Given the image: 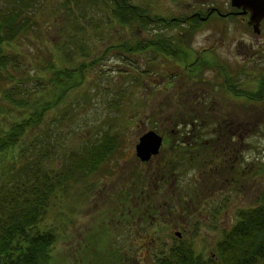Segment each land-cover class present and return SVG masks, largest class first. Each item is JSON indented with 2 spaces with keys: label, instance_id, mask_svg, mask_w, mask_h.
I'll list each match as a JSON object with an SVG mask.
<instances>
[{
  "label": "rangeland",
  "instance_id": "374dc122",
  "mask_svg": "<svg viewBox=\"0 0 264 264\" xmlns=\"http://www.w3.org/2000/svg\"><path fill=\"white\" fill-rule=\"evenodd\" d=\"M134 1L154 18L184 20L196 15L197 18L188 22L192 23L194 32L184 37L182 47L189 54L187 65L202 54L207 57L204 62L208 65L201 60L195 66L197 72L192 73L186 71L180 60L163 59L158 66L156 61L160 59L157 58L154 67L151 65L152 71L144 74L142 57L125 58L116 54L117 51L107 52V46L119 42L126 29L110 20L106 6H63L61 0L9 4L0 0V4L20 8L33 23L30 30L8 44L7 50L20 53L22 61L19 57L17 61L21 67L9 69L11 76L1 80L7 88L16 87L14 92L24 91L21 97L29 98L28 103L16 109L1 99L0 91V104L3 100L5 107L0 106V125L7 126L19 116V111L28 113L30 104L34 107L45 101L54 103L52 89L45 82L51 76L47 64L58 63L61 55L69 53L66 60L69 59L70 66L78 62L87 65L84 82L78 87L82 79L76 75L69 83L74 88L47 112L37 128L27 130L26 133H31L22 139L32 150L46 152L48 148L46 153L55 167L62 162V156L79 152L84 146L95 145L97 150L103 145L109 148L96 170L77 181L71 180L69 190L57 199L58 205L52 200L45 221L54 228L57 237L47 264H153L162 254L161 250L177 243L176 231L181 233V238L190 239L193 251L206 259L214 255L216 243L223 229L234 220L236 211L254 205L264 190V20L260 33L254 34L240 17L211 13L212 7L226 13L230 9L229 0ZM187 26L183 24L186 29ZM148 32L140 31L141 38H147ZM211 50L217 57H213ZM91 60L96 62L88 67ZM217 61L230 67L227 76L218 73L219 84L211 78L217 73ZM248 62L253 64L243 69V64ZM156 73L161 74L157 76L158 82L147 76ZM230 81L233 85L228 86ZM233 86L239 91L232 92ZM204 93L208 95L201 99ZM184 99L191 110L207 114L204 124L212 123L203 128L211 135L205 139H213L219 145L218 150L210 147L207 153L211 156L221 148L215 159L219 178L210 176L214 172L201 175L195 169L183 171L178 181L166 175L165 195L161 197L150 189L152 165L159 161L161 154L153 156L151 163H146L148 166L144 165L135 155V145L147 130L170 137L169 116L182 110L179 101ZM182 130L185 137L189 135L188 127ZM230 130L234 133L229 134ZM228 134L239 139L229 155L224 145ZM162 144L168 151V143ZM25 156L29 158L31 153ZM25 158L15 156L10 163L20 165ZM217 166L214 163L211 167L217 169ZM148 168L150 177L144 179L146 193L138 190L142 186L140 182L131 194L123 195L126 187L135 185L138 171L145 172ZM129 196L136 197L135 205L134 201L130 203ZM159 197L164 198V204H171L172 210L161 209L159 212L165 210L171 215L157 214L162 218H148L147 224L142 225L149 227L147 230L155 238L154 246H145V239L144 246H129L131 237L126 230L131 228L127 224L113 226L108 217L124 200L133 204L134 212L139 198L141 206L146 198L145 207H151ZM120 210L126 211L117 209V214ZM110 229L120 232L118 246H109ZM91 230L95 235L87 245L85 238ZM131 232L134 231L131 229Z\"/></svg>",
  "mask_w": 264,
  "mask_h": 264
},
{
  "label": "trees",
  "instance_id": "16d2710c",
  "mask_svg": "<svg viewBox=\"0 0 264 264\" xmlns=\"http://www.w3.org/2000/svg\"><path fill=\"white\" fill-rule=\"evenodd\" d=\"M12 1L15 4H20L26 3L27 0H6L9 4ZM61 4L63 6L85 4L90 7L106 6L109 10L110 20H114L116 24L126 29L125 36L121 37L119 42L107 46V52L117 51L116 54L125 58L129 55L142 57L145 64L141 70L144 74L152 71L151 65L154 67L153 63L157 58L160 59V61H156L159 62L158 66L161 65L163 59H170L173 62L180 60L186 71L189 68L188 72L192 73L197 72L195 66H199L202 63L201 60L204 62L207 58L202 54L187 65L189 55L182 47L184 37L190 36L194 32V29L191 28L192 23L188 22L197 18L196 15L187 16L184 20L174 17L169 19L154 18L134 0H61ZM0 5L1 82L11 76L9 69H20L21 67L17 61V57L21 60L20 53L7 50L8 44L19 34L30 30L33 23L20 8L18 10L5 4ZM67 17L69 16H64L65 19ZM183 24H188L187 29L183 27ZM140 31H149L148 37L141 38ZM68 54L61 55L58 63L50 61L47 64L51 76L45 82L52 89L51 96L55 98L54 103L45 101L44 104L34 105V107L33 104H30L27 110H31L28 113L26 110H22L23 113L19 111V116H16L7 126L0 125V264H47L50 257L49 251L57 237L54 228L47 225L45 221L52 200L54 199V204L58 205L57 199L69 190L71 180L77 181L82 178V175H88L89 172L96 170L103 160V155L109 149L106 145H103L99 150L95 145L84 146L79 152L75 151L69 156L66 154L62 156V162L55 167L46 153L48 148H46V152H38L35 149L32 150L23 140L31 133H26V131L37 128L43 122L47 112L56 107L63 96L67 95L71 88H74L69 83L74 81L76 75L82 79L77 85L78 87L84 82L87 65L78 62V64L76 63L77 67H75L76 64L70 66L69 59L66 60ZM95 62L91 60L88 67ZM204 64L208 65L207 62ZM135 69H138V66ZM218 70L219 74L223 72L227 76V71L223 67H219ZM160 75L156 73L147 76L151 78V81L158 82ZM226 78L228 79V77ZM230 84L233 85L231 81L228 82V86ZM1 86H3L2 82ZM235 88V86L230 87V90L232 92L239 91ZM15 89L16 87H1L0 91L3 93L1 99L20 110L27 105L29 98L21 97V93L24 91L14 92ZM30 93L28 91L27 95L30 96ZM3 103L2 100L0 106L4 109ZM179 103L182 110L178 109L176 114L171 113L169 116V124L172 128L168 132L170 137L164 138L163 136V143H168L169 150L162 148L164 146L160 148V159L154 166L152 165L153 177L147 176L150 168L145 172L138 171L135 185L131 188L126 187L122 191L123 195L131 194V190L140 182L142 186L138 187V190L140 189L145 194L144 179L148 180L150 177L153 182L150 189L154 194L157 193L162 197L165 195L162 184L165 176L169 175L172 177V181H178L182 177L183 171L186 173L187 169H195L201 175H206L211 171L214 172H210L211 177L219 178L218 171H215L219 169L215 161V154L210 156L207 153L210 149L208 142L213 139L206 142L205 137L211 135L204 132L203 128V126L206 128V124L210 127L212 123L204 124L207 114L191 110L188 106H183L180 101ZM178 106L180 105L178 104ZM184 127H188V132H190L186 137L185 131L182 130ZM28 152L31 153V156L25 158V154ZM15 156L19 159L23 157L26 160H22L20 165H13L10 161ZM214 163L217 169L211 167ZM208 166L211 167L210 170ZM140 191L138 196H140ZM139 199L134 212L137 216V225L143 232L150 231L147 230L149 227H142L143 224H147V218L160 219L162 217L157 215L159 210L164 208L172 210L171 204H164V198L154 199L151 207H145L148 199L145 198L144 206H141V198ZM168 212L166 211L164 214L168 215ZM190 231L191 233L194 231V226ZM94 235L93 231L91 243ZM175 240L177 243L160 251L162 254L153 264H264V190L254 205L236 211L232 223L223 229L213 256H208L205 259L202 254L194 252L190 239L175 237Z\"/></svg>",
  "mask_w": 264,
  "mask_h": 264
},
{
  "label": "flooded vegetation",
  "instance_id": "af4514ba",
  "mask_svg": "<svg viewBox=\"0 0 264 264\" xmlns=\"http://www.w3.org/2000/svg\"><path fill=\"white\" fill-rule=\"evenodd\" d=\"M230 1V0H229ZM212 8H215L214 10H212V12L211 13H214V12H216L218 15H220V14H225V15H223V16H236V17H240L242 20H244L245 22H246V25L248 26V28H250L251 30H252V28H251V26H249L248 24H247V19H248V14H241V13H234V12H237V11H239V9H237V8H235V7H232L231 5H230V9L226 12V13H220L219 11H218V8L217 7H212ZM211 8V9H212ZM211 13H210V15H211ZM264 20V19H263ZM263 20L261 21V25H260V31H261V26H262V22H263ZM260 31H259V33H260ZM252 32H253V30H252ZM254 33V32H253ZM259 33H254V34H259ZM209 52H210V50H208ZM188 52H190L191 53V50L190 51H188ZM207 53V52H206ZM211 53H212V55H213V57L215 58V51H212L211 50ZM189 55V54H188ZM200 56H202V55H198V56H196L197 58H199ZM217 57V56H216ZM213 63V62H212ZM264 63V62H263ZM253 64V62L251 63V64H249V62L248 63H245V64H243V69L244 68H248V67H250L251 65ZM216 65H217V68H215V69H218L219 67H223L224 68V70H226V71H229L230 70V67H228V66H225L224 65V62H222V61H217V63H216ZM262 67H264V64H263V66ZM187 70L188 71H190V69L189 68H187ZM219 70H217V73L215 72V76L213 77H211V78H213V82L214 83H216V84H219V81H218V78L217 77H219ZM262 74V73H261ZM208 95V93H204V94H202L201 95V99H204L205 98V96H207ZM215 96V95H214ZM206 100V99H205ZM204 100V101H205ZM186 99H184L183 101H182V104H183V106H188V102L186 101ZM198 103V102H197ZM232 121V120H231ZM223 133V132H222ZM230 133H234L233 131H229V134ZM226 134L227 133H224V136H226ZM229 134H228V142H226V140H225V137L223 136V140H224V142H226L224 145H225V148H226V154H230V153H233L234 151V145L235 144H238V141H239V139H235L234 138V136L232 135V136H229ZM223 135V134H222ZM235 135H239L238 133L236 134L235 133ZM241 136V135H240ZM236 137V136H235ZM221 138V136L219 137V140H221L220 139ZM237 138V137H236ZM234 139L236 140L235 142H234ZM206 142H208V140H206ZM234 142V143H233ZM163 143V142H162ZM185 144V143H184ZM183 144V145H184ZM217 144V143H216ZM215 144V141L214 140H212L211 142H208V145L210 146V147H214L213 149L214 150H218V147H219V145H216ZM230 147V151H229V148ZM225 148H222V150L224 149L225 150ZM229 151V152H228ZM219 152H221V148L219 149ZM218 151H214V153H215V159L218 157V155L220 154ZM151 160H152V158L149 160V161H147V162H143V164L144 165H147L146 163H151ZM148 166V165H147ZM166 182H167V179L166 178H164L163 179V182H162V184H163V186L165 187V185H166ZM161 190V189H160ZM163 190H165V188L163 189ZM166 192H167V190H166ZM164 193H165V191H164ZM128 199L130 200V203H132L134 200H136V197H132V196H129L128 197ZM124 204H121V205H119V208H116L115 210H114V212H112V214L110 215L111 217L109 218L108 217V219L110 220V223H111V225H113V226H116V225H121V224H127V226H129V228H131L134 232L132 233L131 232V229H129V230H126L127 232H129L128 234L130 235V242H128V245L129 246H137V245H139V246H144V244H143V242H144V239H145V246L147 245V246H154L153 244H154V242H155V238L153 237V236H151V232L149 231H139L136 227V225H137V220L135 219V212H133L132 211V206H133V204H130V203H128L126 200H124ZM136 204V202L134 201V205ZM122 208H125L126 209V211H123V210H120L119 212H118V214H117V209H122ZM165 213V211H162V212H158V214H164ZM187 213H188V211H187ZM168 215H171V212H168ZM148 219V218H147ZM186 224V223H185ZM182 225H184V224H182ZM112 232H114V230L113 229H110L109 230V232H108V236L110 237V242H109V246H118L119 244H117V242L119 241V240H121V236H120V232H118V231H115L113 234H112ZM118 232V233H117ZM112 234V235H111ZM93 235V231L91 230V232L90 233H87V239L85 238V240H86V242H87V245L89 244V241H90V243H91V236ZM153 235V234H152ZM175 235H176V237H178V238H181V233L179 232V231H176L175 232ZM140 240V242H139V244H137L138 242H137V240Z\"/></svg>",
  "mask_w": 264,
  "mask_h": 264
},
{
  "label": "water",
  "instance_id": "95a60500",
  "mask_svg": "<svg viewBox=\"0 0 264 264\" xmlns=\"http://www.w3.org/2000/svg\"><path fill=\"white\" fill-rule=\"evenodd\" d=\"M230 5L239 9L234 13L248 14L247 24L254 33H259L261 21L264 19V0H230ZM214 9L212 8L211 11ZM162 142V135L154 130H147L138 137L135 145L136 157L141 162L149 161L159 153Z\"/></svg>",
  "mask_w": 264,
  "mask_h": 264
},
{
  "label": "bare ground",
  "instance_id": "6f19581e",
  "mask_svg": "<svg viewBox=\"0 0 264 264\" xmlns=\"http://www.w3.org/2000/svg\"><path fill=\"white\" fill-rule=\"evenodd\" d=\"M161 135V134H160ZM163 137V136H162Z\"/></svg>",
  "mask_w": 264,
  "mask_h": 264
}]
</instances>
